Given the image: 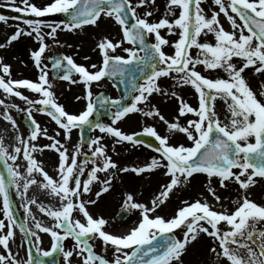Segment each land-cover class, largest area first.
Returning <instances> with one entry per match:
<instances>
[{"label":"snow or ice","instance_id":"6c2138e0","mask_svg":"<svg viewBox=\"0 0 264 264\" xmlns=\"http://www.w3.org/2000/svg\"><path fill=\"white\" fill-rule=\"evenodd\" d=\"M155 5L156 0H49L43 7L31 0H19V3L7 0L6 4L0 5L21 14L13 17L20 23L6 42L0 43V49L22 36H34L38 48L30 55L40 73L35 81L12 78L11 65L0 57V90L6 96L20 98L27 105L20 109L19 105L0 99L3 107L0 117L18 128L8 111L15 108L27 114L31 128L27 138L17 131L15 147L11 151L0 141V160L4 161L9 174L6 180L0 172V194L3 196L0 213L8 221L5 223L0 219V247L6 250L0 252V264H44L32 256L30 247L26 262L11 248V241L16 236L17 218L8 188L14 186L24 198L28 197L34 185L58 201L56 206L45 205L36 197H29L24 203L27 216L19 229L29 244L33 239L39 242L41 233L50 234L53 241L51 250L44 251V256L60 250L68 264L74 255L81 258L80 264H183L188 245L203 233L215 242L210 251L222 256L227 264H264V229L258 227L264 224V203H258L248 195L252 185L264 180V90L258 94L245 76L249 68L264 75V0H213L210 14L202 6L203 0H167L168 11L162 18L152 21L150 17ZM140 8L146 10L140 13ZM57 13L66 14L69 19L45 24L43 17ZM221 14L230 23V30L221 23ZM104 17L112 19L120 27L122 35L116 40L105 36L98 41L99 64H80L72 55L54 58L52 67L62 72L61 79L84 85L85 95L76 99H83L85 107L79 113H70L57 101L48 66L42 62L49 48L46 38L51 37L58 44L59 30L77 31L84 26H98ZM9 19L7 15L0 14V22L7 23ZM41 26L49 31L44 33ZM162 30L175 33L178 39L169 41L162 35ZM202 34H213L215 42H201ZM149 37H154L155 42L149 43ZM166 45L174 48L172 54L164 50ZM193 48L198 49L196 54H193ZM118 49L124 54H120ZM197 66L209 72L222 70L226 76L210 77ZM118 74L121 78L131 76L130 81H126L130 88L125 89L131 97L130 102L125 103L123 96L94 99L93 84ZM169 77L177 86H191L198 94V106L185 101L177 91L162 87L160 79ZM138 78L143 82L139 83ZM21 89L31 91L37 98H30ZM155 93L177 100L178 115L173 120L169 121L152 104ZM218 99L227 105V122L216 110ZM98 105L114 108L111 123H93L90 119ZM34 109L55 121L66 141H70L73 129L83 132V127L89 125L111 136L117 144L129 142L143 146L144 141L138 139V133H126L118 126V122L130 114L142 113L145 117H159L167 125L169 134L181 133L188 143H172L169 136L161 135L154 125L146 126L143 133L159 142L158 146L149 143L147 147L153 148L159 157L153 156L143 166L121 167L109 155L102 136L88 141L90 154L83 152V139L70 151L66 142L49 136L47 129L41 127L33 116ZM189 114L196 118L187 119L182 124L181 117ZM41 136L51 142L38 144ZM45 149L58 154L56 177L50 175L34 155ZM21 159L25 163L23 170L19 163L15 166L9 163V160L18 162ZM155 169H164L169 182L151 200V206L136 202L133 194L127 193L125 210H140V218L125 234L106 231L109 221L103 216H94L90 206L111 189L117 173L132 171L142 174ZM101 174L105 178L102 179ZM195 174L207 175L208 191L216 201L221 197L211 187L212 178H218L221 187H227L226 182L229 181L237 183L243 194L234 202V209H224L222 205L215 209L203 198L184 201L171 218L156 214L173 189L190 182ZM95 184L100 185L99 191L94 193L96 199L89 197L85 200L84 195L92 193ZM33 205L53 218L54 225H46L36 219L32 213ZM74 214H80L83 219H73ZM28 217L34 222L35 230L26 227ZM222 223L228 226L227 230L221 229ZM177 229H184L182 238L175 235ZM69 237L76 243L71 250L64 251L62 241ZM94 238L101 240L105 248L111 246L112 259L97 254L90 243ZM36 251H41L39 246Z\"/></svg>","mask_w":264,"mask_h":264},{"label":"rangeland","instance_id":"374dc122","mask_svg":"<svg viewBox=\"0 0 264 264\" xmlns=\"http://www.w3.org/2000/svg\"><path fill=\"white\" fill-rule=\"evenodd\" d=\"M19 0H17V3ZM31 2L37 4L38 6H46L49 0H31ZM7 3V0H0V5H4ZM213 5V0H203V7L205 8L206 12H209ZM168 11L167 8H164L163 13H154L153 17H160L161 14H165ZM178 11V10H177ZM13 13H16L13 9L9 7H0V14L7 15L10 17L7 23L0 22V43H5L8 36H10L14 31L15 27L19 21L13 19ZM61 13H58L59 16ZM163 17V16H162ZM160 17V18H162ZM55 19L54 15L50 17H43L42 19L45 20V24H50L49 19ZM171 18V17H169ZM157 18L156 20H158ZM153 20L152 21H156ZM221 23H223L224 27L230 30V23L227 21L226 17L223 14L220 16ZM61 18L55 20V23H59ZM54 22L52 24H55ZM8 27L6 31L5 27ZM23 26V25H22ZM14 29L11 31L10 28ZM42 31L44 32L43 28L45 26H41ZM45 33V32H44ZM84 30L79 29L77 31H67V30H59L58 31V40L59 43H54L53 41L48 40L49 48L46 50L44 57L49 55L54 48L58 45H64L68 42V44H72L74 46H80L81 42L84 43H92L94 40L84 39L82 37L84 35ZM67 34V37H65ZM162 35L165 36L169 41H175L178 39V35L175 33H169L166 30H162ZM65 38V41H61ZM201 42H215L213 34H202L200 37ZM16 42H13L11 45L0 49V57H3L4 62L11 65L12 70V78L15 79H24L21 77H17L20 72H23V69H26V65L22 63V56L20 52V47L14 46ZM35 45H38V41L35 40ZM38 48V47H37ZM164 50L169 54L174 52V48L171 46H164ZM32 51L31 46L28 45L26 47L25 54H30ZM193 54L198 52V49L193 48ZM7 54H10L9 59L7 58ZM43 57V58H44ZM27 61V57L25 58ZM33 69H35L34 62L32 63ZM199 70L205 75L210 77H218V76H226V74L221 71H212L209 72L207 69L203 68L202 66H197ZM2 74V73H0ZM40 73L35 75V79H38ZM245 76L249 81L250 86L253 90L259 91L264 90V75L258 74L254 71L253 68H249L245 72ZM159 83L164 88H169L170 91H177L179 95L183 96L184 100L188 103L192 104L193 106H198V94L195 93V90L188 85L177 86L175 81L169 78H161ZM54 89L57 92L63 93L62 86L60 84H56ZM24 91L25 95H28L30 98H37L36 94L32 93L31 91L21 89ZM0 99H5L6 103H14L19 105L20 109H24L27 105L18 97H11L6 96L2 90H0ZM8 99L9 101H7ZM152 104L158 107L161 113L169 120H173L178 115V102L175 98L171 97H164L161 96L159 93H155L152 97ZM65 109L70 113H79L84 108L78 107L77 109L73 108L72 106H65ZM3 110V107L0 106V111ZM216 110L218 114L221 116L222 120L226 121V117L229 115L227 111V105L222 100H217L216 102ZM11 115L16 120L18 128H14L9 121L0 117V141L3 142L4 146L11 151L15 147V136L17 131L23 135L25 138L28 137L30 132H26V128H24L22 119L25 112L18 111L15 108L9 109ZM33 114L35 118L44 119L45 122L48 121L47 116L43 115L41 112L33 110ZM196 117L193 114H189L187 117H181V123H185L187 119H195ZM111 123V122H110ZM51 128L48 131H51L52 136H56V138L60 139L61 142L66 141V138L63 134V131L58 128L55 123H50ZM154 125L157 131L161 135H168L170 138V142L172 143H188L184 138L183 134L176 133V134H169L167 125L164 121H161L159 117H145L142 113L132 114L129 117L124 118V120L118 122V126L121 128L122 131L126 133H143V128L146 126ZM47 129V128H46ZM57 132L60 134L57 135ZM79 129H73L71 133V145H68L69 150L71 151L76 145L80 144L79 141H75L72 139V135L78 134ZM96 136H102L104 141L103 144L107 145L111 149V156L113 160H115L121 167H139L143 166L151 161L153 156L159 157L158 153H153L152 151L144 150L141 146H136L132 143H120L117 144L112 137L108 138L107 134L95 132L93 134V138ZM40 139L37 141L38 144H41L43 141L48 139ZM84 149V148H83ZM114 149V150H113ZM36 158L42 162L45 170L49 172L50 175L53 177L57 176V161H58V154L55 151L50 150L47 154L43 153H34ZM9 163H12L14 166L16 163H19L21 170L24 169L25 163L21 159L18 162H12L9 160ZM56 163V165H55ZM101 178H105L104 174H101ZM209 178L206 174H195L191 179L190 182L186 184H182L173 189L170 193L169 198L157 209L156 214L164 216L166 218H171L175 215L176 211L179 207L183 205L184 201L192 202L196 199H203L206 198L207 201L215 208L219 209L221 205L224 209L232 210L235 207V201L238 199L239 196L243 194V190L239 188V185L235 182L229 181L227 183V187H221L218 178H212L211 180V187H214L216 190L217 195L221 197L220 201H216L215 198L209 193ZM168 177L164 174V169H155L152 171H148L142 174H136L135 172L129 171L128 173H117L116 178L112 182L111 189L105 193V196L100 197L99 200L95 205L90 206L89 210L93 212L94 216H103L105 219L109 221L108 225H106L105 230L108 232H121L122 230L132 227L133 224L138 221L141 216V212L138 209L132 208V213L130 217L123 223H118L115 220L116 214L125 207L124 201L126 198L127 193H132L136 202L145 203L151 206V200L159 194L160 191L163 190V185L168 183ZM10 196L12 201V206L16 208V210L22 216V220L25 221V217L27 216L24 208V203L26 202L27 198L29 197H36L39 202L44 203L45 205L52 204L56 206L58 201L55 197L51 196L48 192L40 188L39 186H32L29 190L28 197L22 198L21 195L17 192L14 186H10ZM100 185L94 188L92 193H87L84 195V199L87 200L89 197L92 199H96L94 193L99 191ZM248 195L250 198L254 199L258 203H264V180H258L255 185H252L248 190ZM2 200L3 196L0 194V208H2ZM32 213L36 219L41 220L44 224L54 225L55 221L53 218L46 216L45 214L39 211V208L35 205L32 206ZM83 217L80 214H74L73 219ZM0 219L5 220V223H8L7 218L0 213ZM27 227L34 228V222L32 221L31 217H28ZM222 230H227V225L221 224L220 225ZM259 228L264 229V224L258 225ZM184 229H177L176 236L182 238ZM52 239L50 234L41 233V239L38 242L39 248L41 250H47L51 248ZM75 240L73 238H68L66 241L63 242V249L64 251L71 250L75 245ZM93 244L97 251H101L103 249L107 250V256H111L110 259L113 258V250L111 246L105 248L103 242L99 239H93ZM215 245V242L212 238L208 237L206 234L201 233L196 241L191 242L188 245L187 253L183 256V264H227V261L224 260L222 256L214 254L210 251V249ZM11 248L13 251L18 255L21 260L25 262L28 259V254L25 249L24 244V234L20 231L18 226L16 225V236L11 241ZM0 252H6L2 247H0ZM81 258L78 255H74L71 258V264H80ZM62 260L61 262H63ZM68 264V260H66Z\"/></svg>","mask_w":264,"mask_h":264},{"label":"flooded vegetation","instance_id":"af4514ba","mask_svg":"<svg viewBox=\"0 0 264 264\" xmlns=\"http://www.w3.org/2000/svg\"><path fill=\"white\" fill-rule=\"evenodd\" d=\"M34 2H36V0H34ZM165 6H167V0H156V5H155V9L153 10V15L154 13H160L164 10ZM146 9L145 8H140L138 11L140 13H143ZM153 15L152 17H150V19H153ZM30 18H37V17H30ZM50 24H52L53 22L55 23L54 20H49ZM84 30V35L82 37V40L89 39V40H94V42L92 43H84L81 42L80 46H74L72 44H68L65 43L64 45H58L56 48H54L52 50V52L45 56L42 59L43 64H46L48 66L47 70L49 72V78L51 77V82L53 84V90L55 92L57 101L59 103H61L62 105L65 106H72L73 108L77 109L78 107L84 108L85 107V101L83 99L81 100H77L76 97L77 96H81L83 97L85 95V89H84V85L82 83H78V84H71L69 81H65L63 79H53L54 78V74L51 70V63H50V58H52L55 54H61L63 55H72L74 57V59L76 60L77 63L80 64H85L87 66H90L91 64H99L101 62V54L99 52V50L97 49V43L98 41L107 36L109 38H112L114 40L121 38V30L120 27L110 18L104 17L99 21L98 26H84L82 28ZM44 32L47 33L49 31V29L47 27L43 28ZM65 37H67V35H65ZM20 42L22 44V48L21 50V56L23 58L22 63L23 64H27V68H30V70L27 71H23L22 73L20 72L21 76H26V74H29L30 78L35 77L34 73L38 74L39 73V69H37L35 67L34 71H33V67H32V57L30 54H25L26 52V47H28V45L31 46V49L34 50L36 49V45H35V37H28V36H22L20 38ZM50 41H53L51 37L47 38ZM150 41L152 43H154V37H149ZM62 42L65 41V38L61 40ZM49 43V42H47ZM69 45H71V47H69ZM125 46H128L127 43L125 44ZM118 52H120V54H124L122 53V50L118 49ZM53 55V56H52ZM141 55H143V53H141ZM52 56V57H51ZM27 57V61L26 58ZM85 57H88L89 59H85ZM62 75V72L58 73V76L60 77ZM78 79V77H77ZM60 84V86H62V90L63 93L61 92H57L56 89H54L56 84ZM107 92L108 95L110 96L111 99H117L120 98V92L118 90V87L115 85L114 81L105 78L101 83L99 84H93V93H94V99L95 97L100 93V92ZM111 110H114V108H111ZM41 122V126L44 124L45 126H47L48 128L51 126L49 122H44V120L40 119ZM110 123L111 119H104V123ZM55 127V124H54ZM95 131H98V129H95ZM50 136V134H48ZM43 137V136H42ZM110 136H108L109 138ZM44 138V137H43ZM80 134L78 132V134L76 135H72V139H74L75 141H79L80 142ZM58 139V138H57ZM44 140V139H42ZM104 141V138H103ZM51 142V141H50ZM63 143H65V141H63ZM43 144H48V141H43L41 143V145ZM66 145H71V141H69L68 143H66ZM108 151H109V155L111 154V149L110 147H108ZM43 154H47L48 152H50L49 149H45L44 151H42ZM41 152V153H42ZM83 152H88L83 151ZM90 153V152H89ZM56 165V163H55Z\"/></svg>","mask_w":264,"mask_h":264},{"label":"water","instance_id":"95a60500","mask_svg":"<svg viewBox=\"0 0 264 264\" xmlns=\"http://www.w3.org/2000/svg\"><path fill=\"white\" fill-rule=\"evenodd\" d=\"M140 139H142V140H145V141H147L146 139H145V137H139ZM87 139V138H86ZM87 141V140H86ZM1 166H0V170H1V172H3V174H4V176H5V179L7 180L8 178H9V174H8V172H7V170H6V168H5V166H4V164H3V162L1 161ZM124 216H126V213L125 212H123L122 214H121V217H124ZM121 219V218H120ZM56 255L58 256V251L56 252Z\"/></svg>","mask_w":264,"mask_h":264},{"label":"bare ground","instance_id":"6f19581e","mask_svg":"<svg viewBox=\"0 0 264 264\" xmlns=\"http://www.w3.org/2000/svg\"><path fill=\"white\" fill-rule=\"evenodd\" d=\"M18 14H16V15H14V17L15 16H17ZM17 45V47H22V44H21V42L19 41V42H17L14 46H16ZM130 228H127V229H124V230H122L121 232H119L118 234H125V233H127V231L129 230Z\"/></svg>","mask_w":264,"mask_h":264}]
</instances>
